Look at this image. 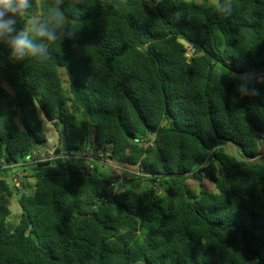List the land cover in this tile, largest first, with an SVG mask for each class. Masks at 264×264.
<instances>
[{"label": "trees", "instance_id": "16d2710c", "mask_svg": "<svg viewBox=\"0 0 264 264\" xmlns=\"http://www.w3.org/2000/svg\"><path fill=\"white\" fill-rule=\"evenodd\" d=\"M41 13L56 37L33 41L46 60L9 45L32 5L0 40V193L22 209L10 227L0 203V264H264V0H231L227 15L210 0H57ZM45 120L64 126L67 150L30 165ZM101 155L141 175L110 195ZM197 173L215 191L193 192Z\"/></svg>", "mask_w": 264, "mask_h": 264}, {"label": "rangeland", "instance_id": "374dc122", "mask_svg": "<svg viewBox=\"0 0 264 264\" xmlns=\"http://www.w3.org/2000/svg\"><path fill=\"white\" fill-rule=\"evenodd\" d=\"M193 1H195V3H197V4H203L204 3V0H193ZM210 2H215V0H210ZM28 4L32 5L34 7V11H35V14H34L35 18L29 20V23L33 25L34 22H37V21L39 22L41 20V18H39L40 14H42L41 8L45 7L47 5H50V6L53 5L54 7H57V0H28ZM0 10H3L2 6H0ZM10 15H12V14L5 13L4 19L8 20ZM63 26H64V21L58 22L56 25H54L56 33H61L63 30ZM6 37H7V34L0 35V40L2 42H6ZM61 74H62L63 79L65 81H67L68 80V74L66 73V71L63 70L61 72ZM40 114H41L42 119H45L44 115L42 113H40ZM44 122H45V125H44L45 130H46L45 133L47 135L48 141H47V144L45 145V147H41L38 150V152L40 153L39 155H41V157L43 159H45V154H47L48 151H52V152L54 151L55 152V151H58V148H60L62 151L67 150V146H66L65 140H64L63 135H62L63 132L65 131L64 126L60 124L59 128H58L54 124H52V122H50V121L45 120ZM225 148L227 151L234 153L238 156L239 151H237L235 145L225 144ZM262 149L264 151V144H263ZM30 165H34V164H30ZM96 166H97L98 172L100 174H102L103 176H107L108 173H110V171H112V173H113V170H112L113 167H118L117 168L119 170L118 172L124 176V172L122 171L123 169L121 167L116 166L113 163L110 164V163H108V161H106L104 159L100 160V164L96 163ZM28 167L31 168L30 166H28ZM14 169H16V168H14ZM13 173H14L13 175H15V176H13V175L10 176V177H14V180H12V181L15 183V180H16V182L18 183L17 186L19 188H21L22 176H24V174H23L24 172H22V171L19 172L16 169L13 171ZM25 174L27 176L24 179L32 187L34 185V182H33V179L31 178L32 175H31L30 169L26 170ZM204 174L205 173H202V174L197 173L195 176L190 177L188 184L190 186V189L193 192L198 193L200 191V189H202V188L215 191L211 179L206 178ZM24 191L27 194V196H31L33 194V189H31V188L30 189L26 188ZM0 203H4V205L9 207L10 210L12 211V215L8 219V222H7L8 226L13 227L17 223H19L21 220L22 209L16 200V195H14L12 197H7V196H5L4 192L0 193Z\"/></svg>", "mask_w": 264, "mask_h": 264}, {"label": "clouds", "instance_id": "9594fccd", "mask_svg": "<svg viewBox=\"0 0 264 264\" xmlns=\"http://www.w3.org/2000/svg\"><path fill=\"white\" fill-rule=\"evenodd\" d=\"M0 6L3 8V10H0V35L10 34L13 31L15 21L12 19L5 20V13H10L12 15L19 13L20 15H23L29 8L28 0H0ZM215 8L218 13L227 15L231 11V0H224L223 3L221 0H215ZM29 33H32V35H29ZM36 38L48 40L56 39L52 31L37 21L33 23L31 28L26 29L13 37L9 41V45L13 49L14 54L18 57L32 56L39 58L40 60H46V49L42 45L33 42ZM188 56H192V51H189ZM239 90L242 95L249 94L247 89L243 86H241ZM250 94L255 95L256 93L252 92ZM55 152H57L58 155L61 154L59 150ZM12 178L14 180V177ZM14 185V187L19 188L17 186L18 183H14Z\"/></svg>", "mask_w": 264, "mask_h": 264}, {"label": "built area", "instance_id": "2783aa9c", "mask_svg": "<svg viewBox=\"0 0 264 264\" xmlns=\"http://www.w3.org/2000/svg\"><path fill=\"white\" fill-rule=\"evenodd\" d=\"M40 153L37 152L35 153L34 155V159L33 161L30 160L31 164H38L40 162H42L43 160H51L53 161L54 159H56L57 157L60 156V154L58 155L57 152H52V151H48L47 154H45V159H43L41 157V155H39ZM75 157V155L73 156ZM84 159H91L92 158V153H89V154H84L83 155ZM103 160L104 159V156H100ZM118 167H114V173L112 175L115 176V179L112 180V184L110 186V192L109 194L110 195H115L117 193H119L121 191V184L126 180V179H132L135 175H141V171H139L138 169L136 168H128V169H124V176L121 175V173H119ZM126 173L128 175H126ZM15 183L17 184L16 180H15Z\"/></svg>", "mask_w": 264, "mask_h": 264}, {"label": "water", "instance_id": "95a60500", "mask_svg": "<svg viewBox=\"0 0 264 264\" xmlns=\"http://www.w3.org/2000/svg\"><path fill=\"white\" fill-rule=\"evenodd\" d=\"M192 60V57H190V61ZM254 76V73L253 72H251V73H248V74H246V75H242V76H240L239 74H233L232 75V77L234 78V79H237V80H239V81H243V80H245V79H248V83H250L251 82V78ZM3 177V175H0V179ZM13 180V178L12 177H8L7 178V182L10 184V187H12V188H14V182L12 181ZM15 190H17V188H14ZM23 196V192H20V194H19V197H22Z\"/></svg>", "mask_w": 264, "mask_h": 264}]
</instances>
